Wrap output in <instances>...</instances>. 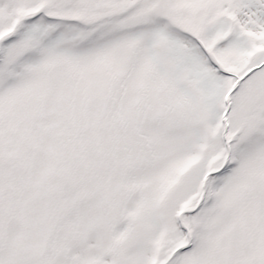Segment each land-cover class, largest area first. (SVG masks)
I'll return each mask as SVG.
<instances>
[{
	"label": "snow or ice",
	"instance_id": "snow-or-ice-1",
	"mask_svg": "<svg viewBox=\"0 0 264 264\" xmlns=\"http://www.w3.org/2000/svg\"><path fill=\"white\" fill-rule=\"evenodd\" d=\"M0 264H264V0H0Z\"/></svg>",
	"mask_w": 264,
	"mask_h": 264
}]
</instances>
